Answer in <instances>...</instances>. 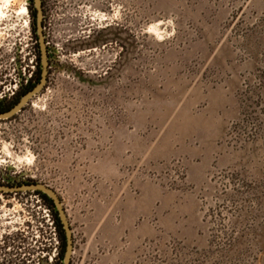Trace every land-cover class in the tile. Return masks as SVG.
<instances>
[{
  "label": "rangeland",
  "instance_id": "1",
  "mask_svg": "<svg viewBox=\"0 0 264 264\" xmlns=\"http://www.w3.org/2000/svg\"><path fill=\"white\" fill-rule=\"evenodd\" d=\"M47 84L0 120V186L64 205L71 264H264V0H47ZM0 0V91L39 68ZM44 201L0 194V264H60Z\"/></svg>",
  "mask_w": 264,
  "mask_h": 264
},
{
  "label": "water",
  "instance_id": "2",
  "mask_svg": "<svg viewBox=\"0 0 264 264\" xmlns=\"http://www.w3.org/2000/svg\"><path fill=\"white\" fill-rule=\"evenodd\" d=\"M33 1H34V7L37 12L36 27H37V36L39 40V47L41 53V65H42L41 81L32 91L27 93L13 109H11L8 112H0V120L10 119L15 115L19 114L20 112H22L25 109V107H27L30 104L33 98L43 91V89L47 84V79L49 74L48 69L50 67V63H49L48 50L44 35V26H43L44 17L41 7V0H33ZM24 192H32V193L41 192L53 200L56 209L59 213V217L63 224L64 230L66 232L67 248L64 258V264H71L72 256L74 253L73 232L70 226L68 216L64 209V205L60 200L59 196L54 190L43 184L34 183V184H25L16 187L0 186V194H18Z\"/></svg>",
  "mask_w": 264,
  "mask_h": 264
},
{
  "label": "trees",
  "instance_id": "3",
  "mask_svg": "<svg viewBox=\"0 0 264 264\" xmlns=\"http://www.w3.org/2000/svg\"><path fill=\"white\" fill-rule=\"evenodd\" d=\"M34 3V1H33ZM31 14H32V20H33V28H32V32L34 35V38L36 40V45H37V49L39 50L38 52V62L37 65H39V68L36 72H34L31 76V79L28 80L27 86L18 91L16 94H18L17 96V100H14V103L12 104V106H10L9 108H7L5 111L3 112H8L11 109H13L19 102L20 100L30 91H32L41 81V77H42V65H41V53H40V47H39V40H38V36H37V27H36V20H37V12L35 7L33 6L31 9ZM32 184H34V182H32ZM35 195H37L38 197L41 198L42 201H44V203L46 204V206L48 207L49 211H50V215L52 217V221H53V227L55 229V236L56 239L59 243V253H58V259L57 262H59L60 264H64V258H65V254H66V248H67V239H66V232L64 230L63 224L60 220L59 217V213L56 209V206L53 202L52 199H50L47 195L41 193V192H35Z\"/></svg>",
  "mask_w": 264,
  "mask_h": 264
},
{
  "label": "flooded vegetation",
  "instance_id": "4",
  "mask_svg": "<svg viewBox=\"0 0 264 264\" xmlns=\"http://www.w3.org/2000/svg\"><path fill=\"white\" fill-rule=\"evenodd\" d=\"M70 2H72V6H75V0H70ZM41 7H42V12H43V26L45 29V24H46V20H47V16L49 14V5L47 0H41ZM8 83V80L6 79L4 81V83L1 84L0 86V91L3 90L5 88V84ZM18 94H15L13 96L12 99H10L9 101H3V98L0 97V112L5 111L7 108H9L10 106H12V104L14 103V100L17 98ZM17 100V99H16Z\"/></svg>",
  "mask_w": 264,
  "mask_h": 264
}]
</instances>
